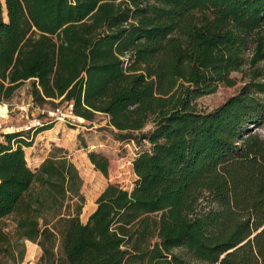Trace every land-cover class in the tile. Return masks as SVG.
<instances>
[{
    "label": "trees",
    "instance_id": "1",
    "mask_svg": "<svg viewBox=\"0 0 264 264\" xmlns=\"http://www.w3.org/2000/svg\"><path fill=\"white\" fill-rule=\"evenodd\" d=\"M262 61L264 0H0V102L29 81L33 106L72 104L149 145L134 187L107 185L82 223L66 152L34 171L25 160L53 123L4 135L0 220L15 227L0 252L20 264L29 241L40 264H264ZM235 72L247 73L238 92L198 111ZM88 159L107 176L104 156Z\"/></svg>",
    "mask_w": 264,
    "mask_h": 264
},
{
    "label": "rangeland",
    "instance_id": "2",
    "mask_svg": "<svg viewBox=\"0 0 264 264\" xmlns=\"http://www.w3.org/2000/svg\"><path fill=\"white\" fill-rule=\"evenodd\" d=\"M2 6L5 16L4 3ZM264 68V61L259 64ZM247 74V73H246ZM243 73H233L231 77L235 80V85L227 87L219 85L213 94L205 95L196 100V108L200 112H209L229 97L235 95L241 86L247 81ZM29 81L22 84L13 94L8 102H0V127L13 126L22 131L26 125L35 123H48L45 110H59L60 117L52 118V129L46 133L38 134L34 139V144L30 149H24V156L28 166L39 162L41 158H46L53 149H61L66 152L67 157L77 168L83 184L81 194L85 203L80 220L83 222L96 207L95 201L100 193L109 184H115L125 190H131L136 182V176L132 170V161L141 153L149 150L146 142L138 143L132 139L119 140L116 132L107 125L108 118L97 114L91 122L78 118L74 123L70 120V113L67 109L68 104H59L54 101V106L48 104L42 109L32 105ZM3 105H8L7 112L3 110ZM1 115H6L2 117ZM75 116V115H74ZM60 118V119H58ZM151 129L147 125L142 132ZM45 132V131H44ZM137 137L138 133L131 134ZM94 152L104 156L109 163L108 174L103 176L96 171L88 159V153ZM13 216L7 217L6 221H0V230L12 231ZM60 254V249L57 250ZM33 264H40L39 259L30 260ZM25 262V256L22 263ZM0 264H12L9 257L0 252Z\"/></svg>",
    "mask_w": 264,
    "mask_h": 264
},
{
    "label": "built area",
    "instance_id": "3",
    "mask_svg": "<svg viewBox=\"0 0 264 264\" xmlns=\"http://www.w3.org/2000/svg\"><path fill=\"white\" fill-rule=\"evenodd\" d=\"M7 107H8V105H3V110H5V114L7 112ZM67 109H68L70 115H72V116H70L71 117L70 120H71L72 123H74L75 121L78 120V118L72 114V104H68ZM43 113L45 114V116L46 115L48 116V117H46L49 120L48 123H50V120L52 118H57V117H60L59 115H61L59 110H52V111L45 110ZM1 116L5 117L6 115H1ZM58 119H60V118H58ZM34 122L35 123L26 125L25 128L22 129V131H29L30 129H34L36 127H41L44 124H47V123H41L38 120H35ZM18 132H21V131H19L18 129L14 128L13 126H7L5 128L0 127V143L3 142L4 135H6V134H14V133H18ZM20 264H33V262L27 261V262L20 263Z\"/></svg>",
    "mask_w": 264,
    "mask_h": 264
},
{
    "label": "crops",
    "instance_id": "4",
    "mask_svg": "<svg viewBox=\"0 0 264 264\" xmlns=\"http://www.w3.org/2000/svg\"><path fill=\"white\" fill-rule=\"evenodd\" d=\"M47 131H45V132H43V133H46ZM42 134V133H41ZM34 144V143H33ZM26 149V148H25ZM27 149H30V148H27ZM45 158H41L40 160H39V162H37V163H35V164H32L31 166H28L32 171H34L36 168H38V166L42 163V161L44 160ZM95 209V208H94ZM94 209L92 210V212L94 211ZM91 212V213H92ZM80 217H81V215H80ZM88 218V217H87ZM87 218L85 219V221L83 222L82 220H81V222L82 223H85L86 222V220H87ZM0 221H6V218L5 219H3V220H0ZM14 227H15V225H14V223L12 222V228L14 229ZM40 256H41V250H40V248L37 246V245H35V244H33V243H31V242H29V241H25V262H27V261H30V260H37V259H39L40 258Z\"/></svg>",
    "mask_w": 264,
    "mask_h": 264
}]
</instances>
